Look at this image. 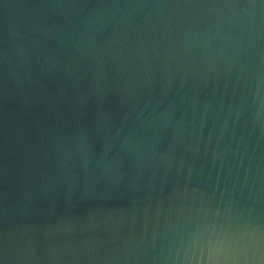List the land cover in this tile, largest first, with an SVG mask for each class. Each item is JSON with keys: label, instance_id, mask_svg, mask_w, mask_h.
<instances>
[{"label": "water", "instance_id": "obj_1", "mask_svg": "<svg viewBox=\"0 0 264 264\" xmlns=\"http://www.w3.org/2000/svg\"><path fill=\"white\" fill-rule=\"evenodd\" d=\"M135 2L0 0V264H121L133 220L137 238L150 237L158 213L162 225L169 209L200 205L214 183L243 182V194L264 201V40L252 42L239 81L218 38L206 49L199 35L177 39L165 60L160 22L145 19L147 8L125 15ZM230 101H243L234 125L243 127L238 144L221 139V168L211 159L216 131L207 157L204 146L217 107L223 119ZM139 123L143 132L129 137ZM171 143L179 147L170 152Z\"/></svg>", "mask_w": 264, "mask_h": 264}, {"label": "clouds", "instance_id": "obj_2", "mask_svg": "<svg viewBox=\"0 0 264 264\" xmlns=\"http://www.w3.org/2000/svg\"><path fill=\"white\" fill-rule=\"evenodd\" d=\"M145 8L148 9L145 19L154 16L155 21L160 22L159 31L167 35L168 48L164 50L165 60L168 59L173 43L177 39H184L193 34L199 35L202 40L201 46L206 49L214 38H218L221 41L219 55L222 58L226 50L231 52L227 70L232 72L235 67L238 81L242 80L247 72L252 42L255 40L258 43L264 40V0H212L210 3L184 5L164 2L149 4L147 0H139L125 6V15L130 16L132 10ZM180 8L194 11L191 14L176 12L163 14L164 10ZM201 9L208 11L201 15ZM209 12L212 13L211 16ZM150 31L157 33L155 23ZM160 42L157 40V46ZM260 56L264 58V52H261ZM259 80L257 72L253 101L258 94ZM242 103L243 101L239 103L230 101L231 110L223 119H221V109L217 107L212 127L207 132L204 155L206 157L209 155V144L212 142L213 132L216 131L215 144L211 147V159L215 163L219 158L221 168L225 164L226 151V148H221V139L226 133L230 139L234 137L233 144H238L241 139L243 125L235 127L234 125L241 115ZM220 105H223V100ZM205 107L207 109L208 102ZM131 115V111L126 113L125 119ZM139 116L140 114L137 113V120ZM183 120L184 112L181 111L177 124H181ZM261 126L264 127V124ZM204 127L202 119L197 146L192 152L193 160L200 152L199 139L204 135ZM170 131L175 140V131L171 129ZM142 132L143 126L139 123L128 136H139ZM188 135L191 136L192 133L189 132ZM178 147L179 143H171L169 151ZM232 155L237 156L235 147L232 149ZM243 155L242 148L238 155L237 168ZM229 168H231L230 163ZM247 172L246 166L245 176ZM217 176L219 177V173ZM211 187L212 193L200 191L202 201L200 205L189 204L187 209L180 207L175 212L171 209L165 212L162 225L158 213L150 237L146 231H142L137 238L133 220L127 230L128 238L126 241H121V252L115 259L121 261V264H264V201L260 199L258 192L254 194L249 189L247 194H243V182L237 190L234 181L224 188H219L217 183L212 184ZM192 191L195 193L198 189L194 187ZM143 227L147 229V221Z\"/></svg>", "mask_w": 264, "mask_h": 264}]
</instances>
